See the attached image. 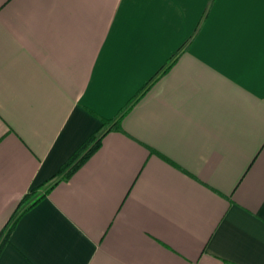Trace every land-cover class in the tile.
Here are the masks:
<instances>
[{"label": "crops", "instance_id": "1", "mask_svg": "<svg viewBox=\"0 0 264 264\" xmlns=\"http://www.w3.org/2000/svg\"><path fill=\"white\" fill-rule=\"evenodd\" d=\"M264 28L222 0H0V264H264Z\"/></svg>", "mask_w": 264, "mask_h": 264}, {"label": "trees", "instance_id": "2", "mask_svg": "<svg viewBox=\"0 0 264 264\" xmlns=\"http://www.w3.org/2000/svg\"><path fill=\"white\" fill-rule=\"evenodd\" d=\"M113 129H121L120 121L117 120L114 122L112 119H103V126L99 129L94 136L90 139L87 144L81 148L79 152H77L61 169L58 175L53 177L48 182L41 185L39 188L33 189V191L27 194L23 200L21 201L15 216L13 217V221L9 223L6 230L0 237V247L5 240H7L17 222L19 217L36 204H38L42 199H44L47 194L54 188L55 184L58 181L64 178H69L73 175V173L85 162L87 158L92 155V153L97 150L102 142L103 136L113 130Z\"/></svg>", "mask_w": 264, "mask_h": 264}, {"label": "snow or ice", "instance_id": "3", "mask_svg": "<svg viewBox=\"0 0 264 264\" xmlns=\"http://www.w3.org/2000/svg\"><path fill=\"white\" fill-rule=\"evenodd\" d=\"M223 3L237 6H250L259 4L261 9V24L264 28V0H222ZM260 73L262 79H264V42L261 47V58H260Z\"/></svg>", "mask_w": 264, "mask_h": 264}]
</instances>
